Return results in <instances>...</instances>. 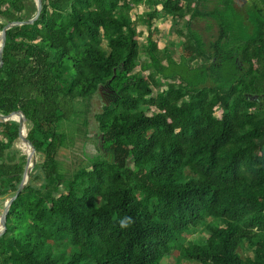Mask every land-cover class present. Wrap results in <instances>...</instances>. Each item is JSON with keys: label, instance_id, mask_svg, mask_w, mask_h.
<instances>
[{"label": "trees", "instance_id": "obj_1", "mask_svg": "<svg viewBox=\"0 0 264 264\" xmlns=\"http://www.w3.org/2000/svg\"><path fill=\"white\" fill-rule=\"evenodd\" d=\"M41 2L34 24L7 30L0 68V113L22 112L42 154L10 206L0 264H166L175 249L186 264H264V0ZM36 11L0 0V29ZM161 15L177 51L155 36ZM200 22L216 28L209 40ZM95 94L98 160L66 166L58 126ZM19 135L0 120L2 203L26 165ZM184 171L195 179L179 182Z\"/></svg>", "mask_w": 264, "mask_h": 264}, {"label": "rangeland", "instance_id": "obj_2", "mask_svg": "<svg viewBox=\"0 0 264 264\" xmlns=\"http://www.w3.org/2000/svg\"><path fill=\"white\" fill-rule=\"evenodd\" d=\"M143 8L138 9V13ZM136 11V12H137ZM134 17V24L144 31V34L140 35L139 39L141 43L146 42V35L148 28L146 25H139L141 22L140 17ZM167 17L161 15L155 21V25L160 27V31L155 35L156 38L161 43H170L172 47L177 51V36L172 32V27L167 26L163 29L161 26L164 24ZM170 20V19H169ZM171 21V20H170ZM169 21V22H170ZM171 24V23H170ZM199 30L203 33L204 37L209 40L211 38L210 34H216V28L213 29L212 33H208L206 30V23L200 22L197 24ZM141 60H144V57H141ZM152 70V68H148ZM104 98L100 94H95L94 96H89L84 99H80L74 102L75 113L69 120H64L58 126V131L65 133L67 136V141L69 147L60 149L58 153V158L66 165L72 166L78 164L82 160L86 161H97L99 148H100V137L101 135L98 132V123L95 119V114L101 112L103 106ZM15 148L20 150L19 141H16ZM42 161V154L37 153L36 155V165H39ZM69 167V168H70ZM195 179L193 175L187 171L182 172L179 182L183 180L191 181ZM4 203L1 202L0 198V214L3 209ZM4 212V211H3ZM205 235L204 226H200L198 229L191 231L185 236L184 245L187 243L198 239ZM166 264H186V260L183 259L180 255V251L175 249L170 255L166 257Z\"/></svg>", "mask_w": 264, "mask_h": 264}, {"label": "water", "instance_id": "obj_3", "mask_svg": "<svg viewBox=\"0 0 264 264\" xmlns=\"http://www.w3.org/2000/svg\"><path fill=\"white\" fill-rule=\"evenodd\" d=\"M36 3L37 11L28 20L23 21H9L6 20L5 26L0 29V68L3 66V52L4 48L6 46V33L7 30L16 27V26H23L28 24H34L35 21L39 18L41 12H42V2L41 0H34ZM0 120L1 121H16L20 124V135L17 139L19 143L23 144L26 149H22L23 153L26 155V165L24 168L22 180L19 184L18 189L11 194H8L5 197L4 200V212L0 215V234L3 231V227L7 221V216L10 210V206L12 202L18 197V195L24 190L26 187L30 174L33 170V168L36 166V155L37 151L33 145V143L28 139L29 132L33 126L32 122L27 119V117L22 112H15L14 114L10 116H6L0 113Z\"/></svg>", "mask_w": 264, "mask_h": 264}, {"label": "clouds", "instance_id": "obj_4", "mask_svg": "<svg viewBox=\"0 0 264 264\" xmlns=\"http://www.w3.org/2000/svg\"><path fill=\"white\" fill-rule=\"evenodd\" d=\"M121 227H127V221L126 220H121L120 221Z\"/></svg>", "mask_w": 264, "mask_h": 264}, {"label": "bare ground", "instance_id": "obj_5", "mask_svg": "<svg viewBox=\"0 0 264 264\" xmlns=\"http://www.w3.org/2000/svg\"><path fill=\"white\" fill-rule=\"evenodd\" d=\"M20 147H21V149H26L22 143L20 144Z\"/></svg>", "mask_w": 264, "mask_h": 264}, {"label": "crops", "instance_id": "obj_6", "mask_svg": "<svg viewBox=\"0 0 264 264\" xmlns=\"http://www.w3.org/2000/svg\"><path fill=\"white\" fill-rule=\"evenodd\" d=\"M140 8H143V6H141ZM21 155H24L23 151H22V153H19V156H21Z\"/></svg>", "mask_w": 264, "mask_h": 264}]
</instances>
